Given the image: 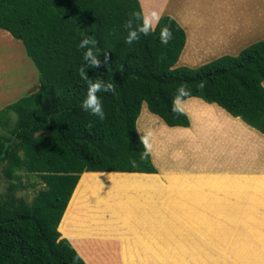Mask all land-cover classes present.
<instances>
[{
    "label": "trees",
    "instance_id": "trees-1",
    "mask_svg": "<svg viewBox=\"0 0 264 264\" xmlns=\"http://www.w3.org/2000/svg\"><path fill=\"white\" fill-rule=\"evenodd\" d=\"M156 6L152 0L143 2V10L139 0H0V28L22 42L39 80L35 91L0 109V122H12L0 133L7 181L0 194V264L88 263L61 237L58 224L83 173L157 172L151 154L141 159L136 121L143 103L167 125L187 127L189 118L176 103L183 85L189 95L179 100L195 96L217 103L264 134V38L236 55L175 65L186 34L169 14L148 36L125 43L130 14L158 12ZM165 25L172 31L167 45L159 39ZM85 35L96 41L102 61L103 53L109 57L105 66L86 67V74L116 89L98 93L103 121L80 107L87 82L79 73L84 50L78 45ZM21 170L45 185L30 203L16 196L27 187Z\"/></svg>",
    "mask_w": 264,
    "mask_h": 264
},
{
    "label": "crops",
    "instance_id": "crops-1",
    "mask_svg": "<svg viewBox=\"0 0 264 264\" xmlns=\"http://www.w3.org/2000/svg\"><path fill=\"white\" fill-rule=\"evenodd\" d=\"M139 1L142 10L143 2H150ZM152 1L157 2L156 9L160 15L173 16L183 27L186 40L179 61L183 57L184 62L193 61L194 67L205 62L200 61L202 58L236 55L244 47L264 38V0H183L186 4L183 11L169 6L166 9V3L172 0ZM192 3H195L194 6L186 8ZM13 39L16 38L0 28V43L12 44ZM12 63L14 66L20 65L16 61ZM6 71L4 75H9ZM21 81L27 85V78ZM38 86L39 80H34L28 87L35 91ZM14 92V79L10 85V78L6 79L2 75L0 109L10 104L16 96ZM176 103L189 118L187 127L169 126L156 114H145L142 125L140 114L136 121L139 135L149 137L150 154L157 169L156 173H135L131 179L121 178L117 186L112 182L115 176L111 175L119 173L92 174L86 186L80 191H74L63 212L58 230L61 237L71 242L87 264H107L106 258L120 256L123 258V264H179L175 259H191L194 255L200 256L202 264H206L209 250L207 231L204 232V238L201 237L200 249L196 250L193 239L174 238L175 234L185 233L191 236L193 225L200 226L201 229L202 225H208L209 209L246 210L245 212L264 210V185L243 188L241 181L252 176L235 175L232 165L237 162H249L253 155H262L264 134L239 117L232 116L217 103H209L195 96L177 100ZM181 132L186 143L200 144L205 148L201 152L197 149L192 152L191 148L190 154L205 157L196 164L193 162L198 158H193L192 161L186 159L185 163L192 162L193 167L189 165L182 170L183 173L180 174L185 175L186 181H181L177 186L167 184L165 177L171 175L173 170H160L155 153L159 154L157 145L165 146L168 140H175L174 136ZM213 155L222 157L220 164ZM210 156L214 158L213 162ZM83 174H80L81 178ZM103 175L107 176L103 183L94 186L92 182ZM81 178L79 177V183ZM167 180L171 183L176 179ZM92 190L95 191L91 192ZM123 196L128 197L123 199ZM193 209L200 210L199 219L194 218L195 215L192 217L189 213L179 212ZM172 242L174 249L170 250ZM162 244L166 247L163 251L169 253H158L162 250ZM250 252L252 253L249 255V264H264V251ZM98 256L105 257V260L96 263ZM171 258L174 259L166 261ZM187 261L181 264H192L191 260Z\"/></svg>",
    "mask_w": 264,
    "mask_h": 264
},
{
    "label": "rangeland",
    "instance_id": "rangeland-1",
    "mask_svg": "<svg viewBox=\"0 0 264 264\" xmlns=\"http://www.w3.org/2000/svg\"><path fill=\"white\" fill-rule=\"evenodd\" d=\"M195 3L188 4L186 8L190 7L191 5L194 6ZM185 3L183 0H172L170 3H166V9L167 7H175L179 10L183 11L185 9ZM165 9L164 12L167 10ZM200 9V8H199ZM202 10V9H200ZM0 75L5 76L6 79L10 78V85L12 79L15 81V97L10 101L14 102L17 98L20 96H24L26 94H29L33 90H31V82L38 81V72L32 61L25 55L24 47L22 43L17 40L13 39V43L10 42L6 43H0ZM221 54V53H220ZM22 58V59H21ZM209 58V59H208ZM213 57H206L200 59V61H205L204 63L212 60ZM12 61H16V63H20V65L17 64V66H14ZM199 62V60H197ZM192 63V64H191ZM203 64V63H202ZM175 65H187L194 67L193 61H185L183 60V57L177 60ZM21 67V68H20ZM8 71L9 75L6 74L5 71ZM6 71V72H7ZM13 75V76H12ZM1 76H0V88H1ZM27 78V85L22 84L21 79ZM154 115L152 114L145 103L142 104L140 116L142 122L140 124H143V117L144 115ZM139 116V117H140ZM4 121V120H3ZM12 125V122H9L7 125H4L2 122H0V133L4 131H9L10 126ZM177 131V130H176ZM184 134L181 132V134L174 136L175 140H168V142L165 144V146L159 147L157 145L158 155L155 153V157L158 158L160 170L163 168L164 170H173L171 175L166 176L165 178L167 181V184H181V181H186L185 175L180 174L183 173L182 170L186 169V166L193 167V163L196 164L201 158H204L205 155H192L190 154V149L192 148L194 152L196 149L198 152H201L203 149H205L200 144L190 145L189 143H186V140L183 139ZM151 138V137H150ZM167 141V138H165ZM172 139V137H171ZM255 154V153H254ZM254 156V157H253ZM253 159L249 162H237L232 163L233 165V172L235 175H244V176H252L251 178H245L241 181V186L243 188H246L248 186L253 185H264V177H258L254 178L253 176H264V153L262 155H253ZM215 160L219 162L222 157L213 155ZM170 158V160H169ZM195 158L198 160L194 161L193 163H185L186 159L188 161H192V159ZM211 158V161H214V158ZM227 168V165H226ZM168 169V170H167ZM223 169V167H222ZM225 169V168H224ZM228 170V169H226ZM223 171V170H221ZM162 172V171H161ZM170 172V171H169ZM232 172V171H231ZM19 173L22 176V181L27 183V187L24 189H19L16 192L17 197H22L27 203H30L33 198L36 196L39 189L44 188L45 185L43 181L41 180L40 176H38L35 173H26L23 170L19 171ZM215 174L214 172H211ZM92 174H99V173H85L83 174L81 181L75 191H80V189L83 186H86L89 182L90 176ZM102 174H114V173H102ZM180 174V175H176ZM132 175H136L135 173L131 174H123L119 173L115 176L111 181L113 184H120L121 178H132ZM104 177V178H102ZM107 177L106 175L99 176V179H105ZM176 179L175 181L168 183L167 179ZM181 178V180H179ZM254 178V179H253ZM110 181V180H109ZM185 183V182H184ZM183 184V183H182ZM220 185V184H219ZM7 187V181L1 171L0 166V194L4 193ZM95 190H92L91 192H94ZM246 191V190H243ZM122 195V194H120ZM72 197V196H71ZM71 197L68 201V204L71 200ZM128 196H123L122 198L125 199ZM231 197V196H230ZM260 197V196H258ZM142 201V200H140ZM260 201V200H258ZM116 203V202H115ZM114 204V202H112ZM227 205V204H226ZM66 209V208H65ZM109 208L106 207V210ZM65 211V210H64ZM246 210H230V209H209L208 210V216H209V222L207 230L206 226L202 225L201 227H197L193 225L192 227V234L191 236H188L184 233L175 234L174 238H188L194 240V250L200 249V244L202 241L201 237L204 238V232L207 231L208 235L206 237H209L208 242V257L206 259V264H249L250 262V251H264V210H254V211H247ZM180 214L183 213H189V215L192 217L194 216L198 217V214L200 210L193 209V210H180ZM64 214V213H63ZM63 217V216H62ZM61 222V220H60ZM59 222V223H60ZM59 226V224H58ZM184 231V226L182 227ZM189 231V227H187V232ZM200 231V233H199ZM165 236V235H164ZM87 239V238H86ZM85 239V240H86ZM218 239V240H217ZM204 241V240H203ZM121 242H119V245ZM118 244V243H117ZM203 244H205L203 242ZM160 248L162 249L158 253L166 252L163 251L166 247L165 245H161ZM174 249V243H170V250ZM135 253V252H134ZM166 253H169L167 251ZM194 254H196L194 252ZM204 257V255H202ZM105 257L98 256V258L95 260L96 263L101 262L102 259ZM108 260L107 264H123V258L120 257H109L106 258ZM174 258L167 259L166 261H172ZM105 260V259H104ZM103 260V261H104ZM187 260H191L192 264H202L200 256H195L190 258H177L175 259L176 263L178 262L181 264V262H188ZM205 258H203L204 262ZM201 261V262H200ZM174 262V261H173ZM87 263V262H86ZM129 264H133L130 262Z\"/></svg>",
    "mask_w": 264,
    "mask_h": 264
},
{
    "label": "clouds",
    "instance_id": "clouds-1",
    "mask_svg": "<svg viewBox=\"0 0 264 264\" xmlns=\"http://www.w3.org/2000/svg\"><path fill=\"white\" fill-rule=\"evenodd\" d=\"M161 18L160 13L156 11H151L148 14H144L143 11L132 12L130 14V18L124 24V28L127 31L125 43L132 45L140 39L141 35L148 36L154 32L155 28L159 26ZM159 39L164 45H167L172 39V31L167 25L160 28ZM78 47L84 50L82 56L84 64L79 68V73L81 78L87 82V93L80 107L91 116L103 121L106 118V114L98 93L108 92L115 94V86L111 82H105L99 79H90L86 74L85 68L89 67L97 69L102 65L105 66L109 62L108 53H103L104 58L102 61L100 58L101 54L96 50V41L86 35L80 40ZM202 86L203 85H201V87ZM187 95H189V90L185 86L181 85L177 89L176 99L179 100L181 97ZM174 110L177 109L174 107ZM140 143L144 147V152L141 154V159L144 160L147 159L151 152L149 137L147 135L142 136L140 138ZM129 163L132 167H137V162L135 160H131Z\"/></svg>",
    "mask_w": 264,
    "mask_h": 264
},
{
    "label": "bare ground",
    "instance_id": "bare-ground-1",
    "mask_svg": "<svg viewBox=\"0 0 264 264\" xmlns=\"http://www.w3.org/2000/svg\"><path fill=\"white\" fill-rule=\"evenodd\" d=\"M103 178H104V177H103ZM103 180H104V179L101 178V179H98V180H96L95 182H92V183H93L94 186H95V185H98V184H100V183H103ZM99 190H100V189H99ZM99 192H100V191H99Z\"/></svg>",
    "mask_w": 264,
    "mask_h": 264
},
{
    "label": "water",
    "instance_id": "water-1",
    "mask_svg": "<svg viewBox=\"0 0 264 264\" xmlns=\"http://www.w3.org/2000/svg\"><path fill=\"white\" fill-rule=\"evenodd\" d=\"M7 145V144H6ZM6 145H5V148H6ZM82 174V173H81ZM78 182H79V180H78ZM78 182H77V184H78ZM77 184H76V186H77ZM76 186H75V188H76ZM75 188H74V190H75ZM74 190H73V192H74ZM73 192H72V194H71V196L73 195ZM70 196V197H71ZM68 205V204H67ZM67 207V206H66Z\"/></svg>",
    "mask_w": 264,
    "mask_h": 264
}]
</instances>
